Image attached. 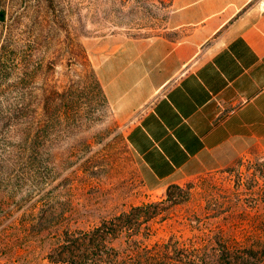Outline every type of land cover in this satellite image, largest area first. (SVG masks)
Returning a JSON list of instances; mask_svg holds the SVG:
<instances>
[{
  "label": "rangeland",
  "instance_id": "374dc122",
  "mask_svg": "<svg viewBox=\"0 0 264 264\" xmlns=\"http://www.w3.org/2000/svg\"><path fill=\"white\" fill-rule=\"evenodd\" d=\"M172 4L0 0V264H264V158L152 191L129 148Z\"/></svg>",
  "mask_w": 264,
  "mask_h": 264
},
{
  "label": "crops",
  "instance_id": "0c3cea01",
  "mask_svg": "<svg viewBox=\"0 0 264 264\" xmlns=\"http://www.w3.org/2000/svg\"><path fill=\"white\" fill-rule=\"evenodd\" d=\"M172 5L177 22L151 51L162 72L155 89L174 82L127 135L152 191L264 158V0Z\"/></svg>",
  "mask_w": 264,
  "mask_h": 264
},
{
  "label": "trees",
  "instance_id": "16d2710c",
  "mask_svg": "<svg viewBox=\"0 0 264 264\" xmlns=\"http://www.w3.org/2000/svg\"><path fill=\"white\" fill-rule=\"evenodd\" d=\"M141 208H143V206H138V207H135L134 209H132V211H135V210H138V209H141ZM122 217H125L126 219H129V214H124L123 216H120L119 217V221H111L109 226L104 224V226L107 228L106 231L108 232V235H113L114 233H116L119 230V227L125 226L124 222H123L124 218H122ZM100 229H101V227H97L94 230V232H92V233H95V231H99ZM120 262H122V264H152L153 263L151 258L146 263H138V262L137 263L136 262L129 263V262H126V260L125 261H120Z\"/></svg>",
  "mask_w": 264,
  "mask_h": 264
}]
</instances>
